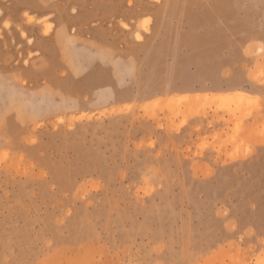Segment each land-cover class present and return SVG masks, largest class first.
I'll return each instance as SVG.
<instances>
[{
    "label": "rangeland",
    "instance_id": "374dc122",
    "mask_svg": "<svg viewBox=\"0 0 264 264\" xmlns=\"http://www.w3.org/2000/svg\"><path fill=\"white\" fill-rule=\"evenodd\" d=\"M0 264H264V0H0Z\"/></svg>",
    "mask_w": 264,
    "mask_h": 264
},
{
    "label": "bare ground",
    "instance_id": "6f19581e",
    "mask_svg": "<svg viewBox=\"0 0 264 264\" xmlns=\"http://www.w3.org/2000/svg\"><path fill=\"white\" fill-rule=\"evenodd\" d=\"M145 19H146V18H145ZM144 27H145V26H144ZM145 29H146V28H145ZM45 33H47V32H45ZM134 36H135L136 39L141 40V39L143 38V33L140 32L139 30H136ZM234 92H235V91H234ZM217 93H218V92H217ZM235 93L240 94L241 92L238 91V92H235ZM225 94H229V93H218V95H225Z\"/></svg>",
    "mask_w": 264,
    "mask_h": 264
}]
</instances>
